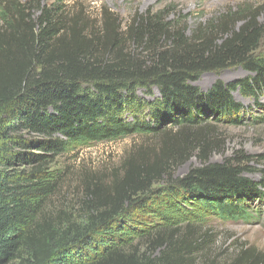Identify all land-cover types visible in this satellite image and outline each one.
Masks as SVG:
<instances>
[{
	"label": "trees",
	"instance_id": "obj_1",
	"mask_svg": "<svg viewBox=\"0 0 264 264\" xmlns=\"http://www.w3.org/2000/svg\"><path fill=\"white\" fill-rule=\"evenodd\" d=\"M249 12L230 11L191 35L162 12L137 14L120 32L104 16L102 37L86 39L73 26L69 38L62 34L66 14L57 4L0 1V264H201L195 257L210 234L196 237L200 217L183 213V223H175L162 215L156 226L148 223L154 213L145 198L168 175L170 161L161 157L181 164L194 156L199 164L168 177L165 206H196L225 222L252 219L249 203L264 202V167L253 181L241 152L211 163L216 143L208 141L216 131L208 115L215 124H242L234 92L255 102L264 96V20L226 29ZM126 41L132 52L123 51ZM235 67L250 77L217 81L204 93L194 86L203 74ZM153 89L159 96L151 102L137 95ZM171 127L175 132H166ZM23 132L38 139L17 136ZM142 134L159 139L160 156L142 168L126 163L109 193L91 192L97 200L83 225L40 223L55 192L46 171L54 158L72 146ZM30 148L38 154L16 151ZM230 264H264V254L245 249Z\"/></svg>",
	"mask_w": 264,
	"mask_h": 264
},
{
	"label": "rangeland",
	"instance_id": "obj_2",
	"mask_svg": "<svg viewBox=\"0 0 264 264\" xmlns=\"http://www.w3.org/2000/svg\"><path fill=\"white\" fill-rule=\"evenodd\" d=\"M44 1L48 7L57 4V7L63 8L66 15L64 16L62 34L65 32L66 38H69L68 29L71 26L78 36L86 39L93 36L102 37L101 29L104 16L114 28H117V32H120L131 23L135 15L147 11L162 12L161 16L165 17L167 21H173L179 30L185 31L186 35L193 34L196 29L207 25L211 20L218 19L238 8H246L251 14H245L242 18L241 16L231 18L226 24L227 31L232 28L236 29L240 25V21L244 19H254L257 23L264 20V0ZM35 5L34 3L33 7ZM22 30L21 28L20 31ZM125 50L132 52L131 45L127 41L123 45V51ZM258 54L264 55V39L261 41ZM249 77L250 75L241 68H228L218 74H203L199 81L194 83V86L204 93L217 81L229 84ZM137 95L140 99L148 102L159 96L155 89L152 90L151 96L142 90L138 91ZM233 98L235 102L243 106L245 111L240 126H232L228 120H222L215 124L211 115H208L209 123L216 129L213 135L208 137L211 144L216 143L215 146H211L210 162L221 163L225 159H231L235 152H241L251 161L247 167L251 169L250 173L252 174H248L247 177L258 181V172L264 167L259 159L264 156V96L255 102L252 98L234 92ZM127 120L131 121L130 118ZM171 128L166 132H175L176 129ZM17 136L25 140L38 139L37 136L24 132ZM16 151L25 155L38 154L33 148ZM160 151L159 139L144 134L70 147L67 152L54 158L46 168L50 177L49 181L54 182L56 187L38 217L40 223H47L54 229H62L71 224L83 225L86 217L90 214V204L97 200L96 196L91 195V192L96 191L102 195L109 193L113 181L120 180L124 176L126 163H131V166L138 168L150 166L156 156H160ZM160 159L162 163L170 161V164L166 166L168 175L165 174L159 178L164 185H155L152 190L154 194L150 192L145 198L149 202L147 205L154 213L151 214L154 222L152 224L148 222L151 227L161 222L162 215L168 216L171 220L176 221L175 223L183 221L182 215L184 214L200 217L202 224L198 225L200 230L196 237L199 235V240L203 232L210 234V239L205 237L200 241L203 245L195 257L201 264H203L204 257L212 264H230L240 251L251 248L264 254V202L254 199L249 203L254 209L252 212H248L252 217L248 222H225L209 213L197 210L196 206L187 204L183 206L184 208L178 205L179 209L168 208L163 204V200L169 197L166 187L169 181L168 177H182L190 169L198 167L199 164L194 156L181 164L173 163L165 157ZM21 169L26 171L28 168L24 166Z\"/></svg>",
	"mask_w": 264,
	"mask_h": 264
},
{
	"label": "bare ground",
	"instance_id": "obj_3",
	"mask_svg": "<svg viewBox=\"0 0 264 264\" xmlns=\"http://www.w3.org/2000/svg\"><path fill=\"white\" fill-rule=\"evenodd\" d=\"M215 1V0H214ZM214 4V3H213ZM215 5V4H214Z\"/></svg>",
	"mask_w": 264,
	"mask_h": 264
}]
</instances>
